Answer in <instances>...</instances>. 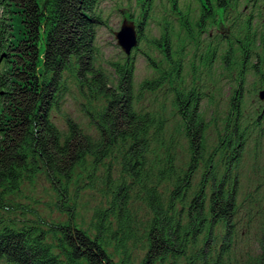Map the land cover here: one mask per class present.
Returning a JSON list of instances; mask_svg holds the SVG:
<instances>
[{
  "label": "trees",
  "instance_id": "trees-1",
  "mask_svg": "<svg viewBox=\"0 0 264 264\" xmlns=\"http://www.w3.org/2000/svg\"><path fill=\"white\" fill-rule=\"evenodd\" d=\"M101 1L0 0V261L264 264V0H137L162 55L138 86L134 57L104 66Z\"/></svg>",
  "mask_w": 264,
  "mask_h": 264
},
{
  "label": "rangeland",
  "instance_id": "rangeland-1",
  "mask_svg": "<svg viewBox=\"0 0 264 264\" xmlns=\"http://www.w3.org/2000/svg\"><path fill=\"white\" fill-rule=\"evenodd\" d=\"M99 9L101 10L102 17L104 19V23L100 25L97 31V39L96 44L98 45L100 51L102 52V58L104 62V66L109 71H113L111 65L109 64V61H115V60H122V56H126L125 52L121 49V47L117 43V38L115 35V32L118 31L121 28V25L123 23V20L128 18L126 15V12L129 10L133 13V15H137L139 17L142 16L140 13V3L137 2V0H102L99 6ZM2 12V11H1ZM0 12V15H1ZM135 20V19H133ZM148 33L149 37L151 35L156 34L153 29H150L149 31H145ZM138 35V32H137ZM137 47H141L140 49H136ZM143 51H146L153 57L154 59H158L161 57V53H159L156 49L151 47L150 43L145 39H141L138 35V43L136 47L133 48L131 55L134 57V80L136 82V85L138 86L139 83L146 77H149L153 75V69H152V61L148 59L147 55L145 56L143 54ZM133 60V58H132ZM217 75V71L214 72ZM220 86H221V93L227 94L229 85L226 82L225 78H222L220 80ZM248 92L247 98H248V109L252 110L260 106L259 104V98L255 94L254 86L250 82L248 84ZM156 93H148L147 94V101L146 103H151L153 99H155ZM161 98L163 102H167L170 100V95H161ZM228 96H225L223 99H221V105L222 107H225L227 102ZM64 109L69 112L73 117L81 121L85 126L88 124L89 119L84 111V105L85 99L82 97V95L78 92L76 86H74L72 83H68V89L65 95L64 99ZM207 103L205 102L204 105ZM264 106V105H263ZM261 107V110L263 108ZM213 107L208 108V116L212 114ZM210 119V117H207ZM57 124L60 128L66 129L67 125L63 118L59 117L57 119ZM93 132V130H91ZM48 185L47 180L44 178L39 177L36 184L34 185L36 189H31L26 186L25 191L27 196L18 197L16 200L17 202L21 203H33V199L35 197H39L42 195V192L44 193V188ZM87 195L89 194L86 193ZM90 202L91 205H94L96 200L92 198L90 195L86 196L85 198ZM37 207V206H36ZM34 206V208H36ZM40 210H43L45 212H48L49 209L47 207H43L38 205ZM33 208V207H32ZM17 213H19V210H16ZM16 215V214H13ZM91 215L90 211L86 212V217L89 219ZM1 216H8V214L1 212ZM18 215L17 217H19ZM0 264H6L3 261H0Z\"/></svg>",
  "mask_w": 264,
  "mask_h": 264
},
{
  "label": "water",
  "instance_id": "water-1",
  "mask_svg": "<svg viewBox=\"0 0 264 264\" xmlns=\"http://www.w3.org/2000/svg\"><path fill=\"white\" fill-rule=\"evenodd\" d=\"M115 35L118 45L121 46L122 50L127 55H131L132 49L138 43V35L135 23L125 18L120 30L116 31ZM258 96L262 101H264V88L259 90Z\"/></svg>",
  "mask_w": 264,
  "mask_h": 264
}]
</instances>
